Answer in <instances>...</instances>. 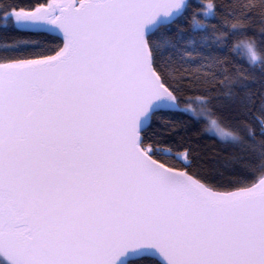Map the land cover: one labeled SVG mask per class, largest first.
<instances>
[{
  "label": "snow or ice",
  "instance_id": "obj_1",
  "mask_svg": "<svg viewBox=\"0 0 264 264\" xmlns=\"http://www.w3.org/2000/svg\"><path fill=\"white\" fill-rule=\"evenodd\" d=\"M189 7L187 0H47L4 11L5 26L55 32L63 46L0 59V264H128L130 255L152 256L153 264H264V91L257 96L248 83L257 78L224 68L220 76L204 70L203 87L199 76L189 81L205 101L191 115H205V130L230 144V160L251 173L235 190H217L192 171L191 149L173 155L145 137L155 116L185 111L181 98L189 106L193 99L175 82L171 52L161 64L176 45L155 39ZM226 7L234 34L257 17L264 33V0ZM204 8V17H216L214 3ZM192 24L208 27L197 13ZM193 39L210 47L206 34ZM236 48L249 64L261 60L253 40ZM176 52L181 61L201 56L199 47ZM201 59L208 69L220 63L211 54ZM216 81L238 126L209 107Z\"/></svg>",
  "mask_w": 264,
  "mask_h": 264
},
{
  "label": "trees",
  "instance_id": "obj_2",
  "mask_svg": "<svg viewBox=\"0 0 264 264\" xmlns=\"http://www.w3.org/2000/svg\"><path fill=\"white\" fill-rule=\"evenodd\" d=\"M209 2L215 4L214 11L217 15L214 18L204 17L201 10L202 8L206 10L204 6ZM38 3L46 4L47 0H0V59L33 58L39 55L54 54L61 47V40L56 36L44 32L17 30L12 26L11 20L7 21L5 26L3 13L9 5L28 8ZM188 3L191 7L185 11L184 15L155 37L161 42L165 37L170 38L176 45V49H181L184 52H191L194 48L199 47L201 56L194 59L181 61L176 49H165L166 55L162 58L161 64L163 65L164 60L168 59L167 53H172L171 59L176 61L177 64V68L172 69V71H175V82L184 89L186 94L193 96L190 106L181 98V109L186 107L195 109L198 101L194 98L196 93L192 91L189 81L194 82L199 76L201 87H203V81L206 78L201 73L206 69L209 72H214L217 76H220L224 68H227L231 73L239 71L244 75H254L257 78L256 82L249 81L248 83L258 96L261 91H264V83L261 80L264 77V33L260 31L259 18H254L250 24L241 30L243 35L234 34L231 25L236 21L232 20L230 23L225 24V16L229 10L226 6L231 5L233 0H188ZM194 13L198 14L199 19L208 23L206 30L194 28L192 24ZM220 33L226 34L223 41L214 42L216 36ZM205 34L211 38L206 42L210 47H200L205 42L201 39H193V37ZM244 39L253 40L256 43L261 60L255 64H249L246 50L241 48L233 50L234 46ZM23 41L28 43H22ZM210 54L215 56L220 63L208 69L207 62L203 61L201 57ZM181 64L183 66H180ZM166 79L169 84L173 83L172 78L166 76ZM209 87L214 94L209 107L213 109L214 114L222 117L223 122H227L234 127L238 126L234 110L230 108L228 101L221 95L224 91L223 87L218 81L215 82V87H211L210 82ZM200 102H202V105L205 103V101ZM206 127V120L203 118L193 117L184 111H166L153 118L151 126L145 132V137L148 140L167 145L172 150L173 155L177 151L182 152L184 149H191V170L197 172L202 179L217 190H235L238 183L250 182L251 173L247 172L242 165H237L230 160L234 152L233 147L210 135L205 130ZM240 127L243 126L240 125ZM256 135L259 139L258 130ZM168 148L164 150H168ZM168 163H174V161L169 160ZM153 261L150 258H140L130 261L128 264H153Z\"/></svg>",
  "mask_w": 264,
  "mask_h": 264
},
{
  "label": "water",
  "instance_id": "obj_3",
  "mask_svg": "<svg viewBox=\"0 0 264 264\" xmlns=\"http://www.w3.org/2000/svg\"><path fill=\"white\" fill-rule=\"evenodd\" d=\"M187 2H188V0H187ZM23 31H26V32H44V33H47L49 35L56 36V37H58L61 40V47L63 46L62 36L57 35L55 32L48 33V32H45V31H37V30H23ZM140 258H150V259H153V260L155 259L152 256H131L130 255L129 258H128V262L133 261V260H137V259H140Z\"/></svg>",
  "mask_w": 264,
  "mask_h": 264
},
{
  "label": "rangeland",
  "instance_id": "obj_4",
  "mask_svg": "<svg viewBox=\"0 0 264 264\" xmlns=\"http://www.w3.org/2000/svg\"><path fill=\"white\" fill-rule=\"evenodd\" d=\"M201 106H203L202 105V102H200V101H198V102H196V107H195V109L194 108H189V107H186V108H182V109H185V111L184 112H186L187 114H189V115H191V112L192 111H198L199 110V108L201 107ZM192 116V115H191ZM194 117V116H193ZM197 118V117H196ZM198 118H203V119H205L206 120V124H208V119L206 118V116L205 115H201V116H199ZM208 132V131H207ZM209 133V132H208ZM210 134V133H209ZM210 135H212V136H215V137H217L218 139H220L219 137H218V135H216L215 133H211ZM221 140V139H220ZM223 141V140H222Z\"/></svg>",
  "mask_w": 264,
  "mask_h": 264
}]
</instances>
